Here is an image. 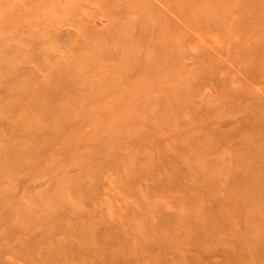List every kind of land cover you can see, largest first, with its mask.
<instances>
[{
	"label": "rangeland",
	"instance_id": "obj_1",
	"mask_svg": "<svg viewBox=\"0 0 264 264\" xmlns=\"http://www.w3.org/2000/svg\"><path fill=\"white\" fill-rule=\"evenodd\" d=\"M0 264H264V0H0Z\"/></svg>",
	"mask_w": 264,
	"mask_h": 264
}]
</instances>
